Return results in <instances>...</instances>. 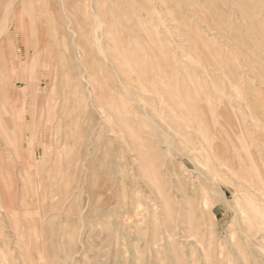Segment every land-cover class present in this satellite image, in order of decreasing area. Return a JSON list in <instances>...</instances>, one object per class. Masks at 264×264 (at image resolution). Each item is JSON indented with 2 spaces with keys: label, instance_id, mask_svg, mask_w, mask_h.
<instances>
[{
  "label": "rangeland",
  "instance_id": "374dc122",
  "mask_svg": "<svg viewBox=\"0 0 264 264\" xmlns=\"http://www.w3.org/2000/svg\"><path fill=\"white\" fill-rule=\"evenodd\" d=\"M263 203L264 0H0V264H264Z\"/></svg>",
  "mask_w": 264,
  "mask_h": 264
},
{
  "label": "bare ground",
  "instance_id": "6f19581e",
  "mask_svg": "<svg viewBox=\"0 0 264 264\" xmlns=\"http://www.w3.org/2000/svg\"><path fill=\"white\" fill-rule=\"evenodd\" d=\"M5 22V21H4ZM168 85V84H167ZM170 85V84H169ZM173 85V84H172ZM165 87V86H164ZM167 87V86H166ZM5 88V87H4ZM35 89V88H34ZM33 89V90H34ZM169 89V88H168ZM165 90V89H164ZM167 90V89H166ZM169 91V90H168ZM4 92V91H3ZM163 92V91H162ZM171 92V91H170ZM174 93V92H173ZM180 94V93H179ZM36 95V94H35ZM170 96V95H169ZM178 96V95H177ZM161 97V96H160ZM176 97V96H175ZM6 100V99H5ZM51 109V108H50ZM52 110V109H51ZM205 151V150H204ZM200 152V151H199ZM198 152V153H199ZM201 153V152H200ZM240 153L241 152H239V155H240ZM205 154V153H204ZM237 157V156H236ZM193 158V157H192ZM205 161V160H204ZM209 161V160H208ZM240 163V162H239ZM261 164V163H260ZM206 171V170H205ZM232 171V170H231ZM216 172V171H215ZM208 173V172H207ZM257 175H258V173H257ZM232 176V175H231ZM217 178H218V176H217ZM232 178H233V176H232ZM234 179V178H233ZM258 179V178H257ZM238 181H239V179H238ZM259 182V181H258ZM240 183V182H239ZM245 188H243V190H244ZM261 193V192H260ZM262 194V193H261ZM236 195V194H235ZM245 195V194H244ZM254 198V197H253ZM249 200H250V197H249ZM248 200V201H249ZM239 202V201H238ZM248 203H250V205H252L254 208H256L257 209V206L254 204V202L252 201V200H250V202H248ZM241 204V203H240ZM264 204V203H263ZM206 205V204H205ZM154 206V205H153ZM263 206V205H262ZM155 207V206H154ZM186 207H187V205H186ZM245 210V209H244ZM147 211V210H146ZM242 213H243V211H242ZM257 214V213H256ZM244 215V214H243ZM247 217V216H246ZM192 219V218H191ZM248 219V218H247ZM252 220H253V218H252ZM249 221V220H248ZM251 221V220H250ZM240 222H241V219H240ZM238 223V222H237ZM173 224V223H172ZM171 224V225H172ZM261 224V223H260ZM184 226V225H183ZM259 226V225H258ZM263 226V225H262ZM172 227V226H171ZM246 227V226H245ZM250 227H254V226H250ZM174 228H175V225H174ZM259 230V229H258ZM261 230V229H260ZM260 233V232H259ZM262 233V232H261ZM248 234V233H247ZM242 235V234H241ZM250 235V234H249ZM171 236H172V234H171ZM251 236V235H250ZM168 237V236H167ZM246 237V236H245ZM169 238H171V237H169ZM234 238V237H233ZM251 238H252V236H251ZM254 238V237H253ZM172 239H173V237H172ZM255 239V238H254ZM260 239V238H259ZM246 242V241H245ZM250 242V241H249ZM261 242H262V240H261ZM246 244V243H245ZM260 244H262V243H260ZM262 250V249H261ZM262 254V253H261Z\"/></svg>",
  "mask_w": 264,
  "mask_h": 264
}]
</instances>
